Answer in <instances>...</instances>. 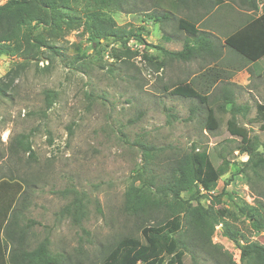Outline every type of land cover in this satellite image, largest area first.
I'll return each instance as SVG.
<instances>
[{
    "label": "rangeland",
    "instance_id": "1",
    "mask_svg": "<svg viewBox=\"0 0 264 264\" xmlns=\"http://www.w3.org/2000/svg\"><path fill=\"white\" fill-rule=\"evenodd\" d=\"M7 1L0 0V5ZM87 1L71 2L75 25H63L53 37L45 33L60 55L45 49L37 62L0 58V183L18 184L5 197H15L14 208L25 206L19 226L27 231L28 248L49 239L50 251L70 264H100L126 237L145 242L141 218L126 211V192L151 180L150 190L159 196L173 162L206 148L226 174L213 190H201L199 196L206 208L224 212L220 218L225 223L216 227L213 245L204 251L189 244L187 227L177 234L190 245L183 262L244 264L240 246L225 236L224 228L229 227L242 246H264V232L255 226L264 225V129L253 121L257 105L264 104V58L251 74L234 72L237 83L205 88L211 99L221 97L218 104L224 107L211 106L218 128L209 131L207 111L198 100L170 95L173 84L196 80L202 72L199 64L169 61L159 49L183 48L186 34L178 29L177 19L188 14L176 9V0H125L121 10H109L118 27L141 32L146 45L138 47L139 56L123 55L119 43L91 42L82 25L92 7ZM258 2L264 6V0ZM165 10L176 15L175 22L156 23L146 16ZM164 36L174 40L166 43ZM258 36L256 32L261 42ZM130 46L138 50L135 43ZM143 54L155 63L165 62L164 68L157 70ZM222 90L244 108L235 119L257 146L251 161L241 141L228 132L233 115ZM22 134L29 136L34 157L15 152V139ZM259 159L262 164L254 165ZM182 198L191 195L183 193ZM66 206L70 212L63 213ZM246 206L248 211L253 208L250 213L257 222L240 212ZM165 213L163 209L156 215Z\"/></svg>",
    "mask_w": 264,
    "mask_h": 264
},
{
    "label": "trees",
    "instance_id": "2",
    "mask_svg": "<svg viewBox=\"0 0 264 264\" xmlns=\"http://www.w3.org/2000/svg\"><path fill=\"white\" fill-rule=\"evenodd\" d=\"M76 1L9 0L0 5V58L14 57L25 63L37 62L43 56L45 49L51 50L54 55H60L61 52L52 46L44 35L49 33L52 37L56 36L63 25L71 27L76 24L75 21L78 18L71 14L73 9L71 2ZM124 1L88 0V3H92V7L88 8L84 15L85 21L82 23L84 34L89 35L95 46L101 45L102 41L106 44L119 43L124 51L123 55L139 56L141 48L138 49V47L146 45L141 32L135 33L133 30L118 27L115 19L109 14L111 9L121 10ZM220 2L222 0H176L174 5L178 10L181 8L196 10L197 6H202L206 13H210ZM240 3L251 11L258 10L257 0H240ZM146 16L153 18L155 22L173 19V15L165 11L158 16L152 14H146ZM252 19L253 17H250V20ZM260 20L264 29V6ZM177 24L178 29L191 36V39L185 41L183 50L179 52H170L164 47H159L166 57L171 61H188L210 53V45L213 43L210 38L214 36L199 31L192 20L180 18L177 19ZM193 41L194 45L191 44ZM132 42L138 50L131 48ZM141 56L159 71L165 66V62L155 63L147 54ZM116 57L122 60V55L117 54ZM247 61L252 62L250 59ZM211 73V70H207L201 76L208 77ZM199 87L201 91L196 88L195 83L181 82L173 86L170 95L198 100L207 111V129L216 130L218 122L211 106L216 105L220 110L224 109L223 104H218L221 97L211 99L210 94L204 90L212 87L206 85ZM165 91H168L167 87ZM2 92L0 86V93ZM223 97L225 100L230 99L228 95ZM226 103L230 105L233 115L228 121V132L241 141L245 147L244 152L249 155L251 161L257 152V146L250 138L249 131L239 126L235 119L236 115L244 112V108L234 101ZM253 121L261 122L264 129V104L257 105V115ZM20 150L34 157L28 135L22 134L15 139V152ZM221 152L222 150L218 152L217 159L221 156ZM146 156L150 157L149 154ZM213 157L214 154L204 148L193 149L190 154L175 160L166 183L161 185L159 196L150 190V187L154 186L151 180L145 181L141 187L132 185L125 194V207L126 211L141 218L140 227L145 242L134 237H126L111 248L100 264H184L183 259L186 252L190 251L191 244L203 251L208 245H213L212 236L216 227L225 223L220 218L224 212L216 213L211 208H206L201 201L203 196H199L201 190L206 192L213 190L219 178L226 174L223 167L216 165ZM262 162L263 160L259 159L254 165L260 166ZM14 187L17 189L18 184L12 186L4 181L0 183V264H70L62 256L54 255L50 251L49 239H45L32 250L28 248L27 231L19 226L20 216L25 206L22 205L21 209L14 208L15 197H5ZM183 193H190L191 198L184 200ZM70 209V206H66L63 213L70 212ZM163 209L166 210L164 217H158L156 214L161 213ZM239 210L242 214H250V218L257 222L250 213L253 208H249L248 211L246 206ZM255 226L264 232V225L257 223ZM185 227H187L190 245H186L185 241L176 237L177 234H182ZM2 234L4 239L1 237ZM224 234L238 243L241 261L244 264H264V246L257 243L240 245L236 234H233L229 227L224 228Z\"/></svg>",
    "mask_w": 264,
    "mask_h": 264
},
{
    "label": "crops",
    "instance_id": "3",
    "mask_svg": "<svg viewBox=\"0 0 264 264\" xmlns=\"http://www.w3.org/2000/svg\"><path fill=\"white\" fill-rule=\"evenodd\" d=\"M262 8L258 2V10L251 11L241 4L240 0H222L210 13H206L202 6H197L196 10L181 8L180 10L187 13L188 17H179L178 19L192 20L196 23L199 31L210 33L214 38H210L213 43L210 45L211 51L209 54H204L201 57L188 61H171L167 57L169 61L182 65L199 64V68L202 70L196 80L185 79L173 84V86L181 82L195 83L198 86L206 85L212 88H215L219 83H222L223 86H229L230 83H237L239 79V77L234 76V72L246 70L251 74L252 70L257 69L259 63L264 58V29L260 20L263 13ZM165 13H171L173 15L171 22H175L176 15L172 11L165 10ZM250 17H253V19L250 20ZM164 21L156 23H163ZM256 32H258L261 42L257 40ZM187 39H191V36L188 34H186L185 41ZM164 40L166 43H170L174 39L173 37L164 36ZM191 44L194 45L195 42L193 41ZM168 51L173 52L171 50ZM245 58L250 59L252 62L249 63ZM207 70H211L212 73L208 77H202L201 74ZM241 78H243V81L246 79L245 74L242 72ZM221 94L229 96V92H224V90L221 91ZM222 99L225 102L232 101L231 98L225 100L223 96Z\"/></svg>",
    "mask_w": 264,
    "mask_h": 264
},
{
    "label": "water",
    "instance_id": "4",
    "mask_svg": "<svg viewBox=\"0 0 264 264\" xmlns=\"http://www.w3.org/2000/svg\"><path fill=\"white\" fill-rule=\"evenodd\" d=\"M3 77V75L0 73V79Z\"/></svg>",
    "mask_w": 264,
    "mask_h": 264
}]
</instances>
